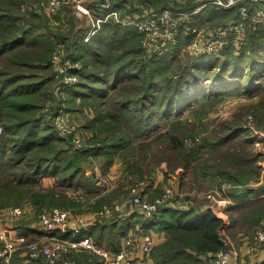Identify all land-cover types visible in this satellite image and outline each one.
<instances>
[{
  "label": "rangeland",
  "instance_id": "1",
  "mask_svg": "<svg viewBox=\"0 0 264 264\" xmlns=\"http://www.w3.org/2000/svg\"><path fill=\"white\" fill-rule=\"evenodd\" d=\"M110 1L111 5L134 14L142 10H139L140 5L156 10L169 8L174 12L191 10L176 0ZM58 2L59 6L52 10L50 0H0V14L8 15L0 18V24L13 22L19 31L29 29L30 33L24 38L33 42V45L15 46L0 56V94L3 101L7 106L14 103L15 100L9 104L12 99L36 105V111L32 112L45 116L47 128L54 125L53 116L61 115L69 130L67 133L59 132L58 146L67 148V154L66 159L60 162L58 173L35 175L30 166L31 156L19 157L4 142L6 137L17 136L20 131L3 133L1 122L3 124L5 114L1 113L0 144L4 145L0 153V214L9 207L24 204L30 205L36 212L53 206L83 215L93 211L97 214L92 226L96 232L90 231L87 235L93 237L96 243L116 250L112 248L117 247L118 235L124 229L122 226L133 219L127 218L123 223L126 219L123 215L119 216L120 213L99 215L98 211L114 201L131 197V187L141 181L147 184L141 193L148 200L159 196L163 186L171 182L173 188L180 190L171 198V205L177 209L211 207L215 215L222 219L220 234L231 248L235 245L234 241L242 236L237 234L238 228L250 237L264 221L259 220L264 217V66L256 75L258 83L255 87L247 88L246 83L248 74H252L258 63V56L264 57V32L258 31L257 38L252 40L249 36L253 31L249 32V29L244 48L229 46L226 51L212 55L203 65L187 68L188 73L190 69L200 74L195 86L189 89V94L197 87L202 90L201 95H196L195 103L192 102L177 115L157 118L158 123L150 131L130 127L129 136H126L105 128L111 118L107 114L115 112L113 101L141 95L149 78L150 98L159 103L172 85L182 82L179 73L188 63L189 53L182 47L174 50L171 57H155L141 46L133 28L106 23L88 42L90 50H93L87 53L83 49L80 54L82 45L86 44L80 36L90 28L91 23L86 14L79 11L77 2L84 6H92L93 3L88 0ZM187 4L190 6V3ZM228 9L232 8L223 9L225 11L211 9L202 17L198 14L197 22L204 31L224 25L237 13V8L233 11ZM11 32L15 30L0 32V40ZM59 44L64 48V59L71 64V73L77 69L86 72L94 67L106 73L111 66L122 62H127L132 68L138 65L142 71L123 79L115 88L113 85L107 88V95L89 96L81 91L70 92L71 83H64L63 75L57 74L51 62ZM221 71L225 79L213 80V74ZM204 73L206 76L202 77ZM73 75L76 76L75 82L80 80L79 75ZM233 77L237 79L232 89L212 91L229 83ZM33 81L37 83L34 89L26 87L24 92L18 90L14 98L7 96L15 86ZM143 103L144 106L134 103L125 111L131 116L144 114V107L150 106V102L147 99ZM1 111H4L3 107ZM130 122L133 123L132 120ZM127 125L121 121L118 129L122 130ZM87 146L101 149L97 154L84 156L80 149ZM110 146L115 149L107 153ZM70 154L75 156L72 161L68 160ZM45 176L54 178H51V185H44L42 179ZM252 190L256 191L248 194ZM100 193L105 195L96 197ZM94 198L97 199L93 203ZM126 210L136 219L140 216L137 213H141L129 205ZM158 214L161 215L160 212ZM31 216L9 223L16 225L20 234L38 238L42 229L34 214ZM115 218L120 222L117 223ZM0 220L7 221L1 216ZM97 235L102 239H98ZM164 236L166 238V231ZM83 250L85 252L78 253V258L84 257L86 264H96L98 256ZM65 258L74 264L69 256ZM9 264L47 263L41 256L31 258L25 247L19 246Z\"/></svg>",
  "mask_w": 264,
  "mask_h": 264
},
{
  "label": "built area",
  "instance_id": "2",
  "mask_svg": "<svg viewBox=\"0 0 264 264\" xmlns=\"http://www.w3.org/2000/svg\"><path fill=\"white\" fill-rule=\"evenodd\" d=\"M92 6H84L77 3V8L86 14L91 26L80 36L82 42H89L106 23H117L121 26L133 28L138 34L141 46L147 53L161 56L171 54L181 39H186L183 48L191 55H213L221 52L223 47L231 45L241 47L245 42L248 30L264 28V0H176L181 4H193L188 11L174 12L169 8L160 10L141 7L138 14L126 12L111 5L110 0H88ZM50 7L59 6L58 0H50ZM207 6H215L225 9L237 7L235 16L221 26L204 31L197 22L198 14ZM46 9V6H44ZM103 9V10H102ZM46 11V10H45ZM47 12V11H46ZM49 13V12H47ZM249 30V31H250ZM53 53L51 62L57 74L63 75L64 83H73L76 80L74 73L69 72L70 62L64 59V48L61 44ZM53 124L61 133H67V128L60 116H53ZM1 131V128H0ZM72 138H75L72 135ZM140 183V184H139ZM131 187V197L125 200L114 201L99 210V215H113L121 213L129 205L144 216L150 217L158 212V208L167 204L177 192L168 182L163 186L161 195L153 200L145 198L141 191L147 185L141 181ZM14 205L0 214L4 220H16L21 217H33L38 220L40 229L46 233L38 238L28 237L26 234L16 233L7 221L0 220V263L9 264L13 252L24 246L31 258L43 257L47 264H72L65 256L76 249H86L94 252L97 257L96 264H134L133 255L141 250L146 256H150L155 245L151 230L136 235L128 231L123 236L119 248L111 250L94 241L87 234L74 238L86 228L89 221H96L97 214H78L68 208L53 206L34 211L28 204ZM69 232L72 237H61L60 233ZM29 235V234H28ZM142 237L143 239L141 240ZM264 249V224L257 226L249 237L246 254H254ZM235 252L223 239V246L206 254V257L198 264H235Z\"/></svg>",
  "mask_w": 264,
  "mask_h": 264
},
{
  "label": "trees",
  "instance_id": "3",
  "mask_svg": "<svg viewBox=\"0 0 264 264\" xmlns=\"http://www.w3.org/2000/svg\"><path fill=\"white\" fill-rule=\"evenodd\" d=\"M189 9L194 7L193 4H189ZM118 7V6H115ZM119 8V7H118ZM163 8V7H162ZM236 6L232 9H228L227 11H233ZM186 9V8H184ZM215 10V9H214ZM223 10V9H221ZM225 11V10H223ZM231 13V12H229ZM1 17H8L7 14H0ZM12 18V16H10ZM13 21V20H11ZM116 24L110 22L109 25ZM117 25V24H116ZM0 28L4 29L0 32H8V30H15V32H11L8 36L0 40V56L7 51H10L13 47L18 45H33V42L30 39H26L27 34L30 33L29 29L19 31L17 25L13 22L8 24H0ZM262 28H255L250 30L253 33L250 34L249 38L256 39L257 32L263 31ZM249 31V32H250ZM97 35V34H96ZM2 37V36H1ZM93 39V38H92ZM186 39H181L179 44L176 46L175 50L181 49L185 43ZM90 42V41H89ZM86 44L82 45L83 49H86L87 53L92 51L90 50L91 45L88 42H84ZM252 43V42H251ZM259 43V41H258ZM246 45V41L241 45L240 48H244ZM229 45L223 47L221 51H226L225 48H229ZM47 52V51H46ZM79 52V51H78ZM171 54L161 55L155 57H171ZM214 55V54H213ZM212 55L202 54L198 56H194L189 54L188 63L183 66L182 72L179 73V77L182 78V82L179 84L172 85L171 89L166 91L163 95V100L161 99L159 103H156V100L150 98L151 93V86L150 80L148 78L146 87L144 92L141 95H137L133 98H124V99H117L114 100L112 103V108L115 110L113 114H107L111 118H109V122L106 125V129L109 132L116 133V134H124L129 136L128 131L131 128H142L148 129L150 131L153 129L156 124L158 123V119L162 116H172L177 115L182 110L186 109L191 103H195L196 95H201L202 91L201 88H198L195 91H192L189 94V89H191L197 83L200 74L196 71L190 70L193 65H203L208 59H211ZM114 58V56H111ZM222 55L220 56V58ZM50 59V58H49ZM258 63L255 65L254 70H252V74L249 73L247 79V88H252L257 85L258 81L256 75H258L259 71H261L262 67L264 66V57L258 56L257 58ZM50 61L47 60V64ZM189 73L187 68H189ZM186 68V69H185ZM185 69V70H184ZM137 71V72H136ZM142 70L140 67L134 66L131 67L130 64L127 62H122L117 66H111V69L108 72L103 73L101 72L99 67H94L89 71H82V69H77L74 72L75 75H79L80 80L69 84L68 91H81L86 93L89 96H102L107 95L106 91L107 88L113 87L122 81L123 79L131 78L135 75H138ZM251 75L253 78L251 79ZM17 76V74H16ZM202 77H205V73L201 74ZM178 77V78H179ZM179 78V79H180ZM213 80H224L225 76L224 73L216 72L212 76ZM217 78V79H216ZM178 79V80H179ZM236 77H233L229 81V83L222 85L221 88H215L212 91H220L224 88L232 89L235 85ZM15 80V79H13ZM177 80V79H175ZM34 82V81H33ZM9 85V84H6ZM37 83H24L15 86L9 93L8 97H13L14 94H18V90L25 91L26 87L33 88L36 87ZM34 86V87H33ZM4 88H6L4 86ZM40 88V86H39ZM115 88V87H114ZM209 91V89H208ZM230 91V90H228ZM233 91V90H232ZM6 97V96H5ZM150 102V106L144 107L146 108V112L144 114H139V116H135L134 114L131 116L125 110L130 107V105L136 103L138 105L142 104L145 100ZM0 115L2 113L4 117V122L1 125L3 126L2 132L3 133H17L16 131H20L17 136L6 137L5 143L9 146V149L12 150L14 153L18 154L19 157H24L25 155H30L29 160L31 161L30 166L32 170L35 171L36 174L48 175V174H56L58 173V167L60 162L66 157L67 148L58 146L57 141L60 140L59 131L56 127L51 126L47 128V120H45V116L42 114L34 113L32 111H36L37 106L34 104H24L19 99H12L10 100L9 104L14 101V103L10 106L3 101L2 94H0ZM3 107L4 111H1ZM154 107V108H150ZM29 110V112H23ZM23 112L22 114H20ZM106 115V116H107ZM15 117L19 120H15L12 118ZM122 117V118H121ZM133 121V123L130 122ZM124 122V124H128L124 127V129L119 130L120 123ZM51 129L50 131H47ZM2 134V133H1ZM122 143V142H117ZM4 145V143H2ZM0 144V153H1V146ZM101 147L98 148H91L89 146L80 149V153L84 156L90 154H97L100 151ZM114 151L115 148H108V151ZM70 158L68 160L74 159V155L70 154ZM21 158V160H22ZM87 159V158H86ZM21 160L19 162H21ZM18 162V163H19ZM260 187V186H259ZM175 188V187H174ZM178 188V187H176ZM259 189V188H258ZM177 193L180 190H176ZM256 190L249 191L248 194L254 193ZM176 193V194H177ZM162 194V193H161ZM160 194V195H161ZM175 194V195H176ZM240 194V193H239ZM238 194V195H239ZM174 195V196H175ZM237 195V197H238ZM172 196V197H174ZM171 200V199H170ZM161 213L158 216V213ZM138 221L142 224L143 227L145 226H155L156 229L159 231H166L167 236L164 241L159 244H155L152 247V250L149 255H151L155 264H198L200 263L206 254L209 252H214L220 249L223 246V237L220 234V229L222 226V219L215 215L213 209L211 207L206 208H194V207H187L182 209H177L174 205H171L169 201L167 204L162 205L158 208V212L150 217L144 216L142 213H137ZM117 218L114 220L116 221ZM127 221L124 220L123 223ZM117 223L120 222L118 219ZM114 224V223H113ZM127 223L122 226L125 228ZM88 232H94L95 229L91 226L88 227ZM96 232V231H95ZM121 233L125 232V229L120 230ZM98 239H102L100 236L97 235ZM96 240V239H95ZM97 241V240H96ZM112 247V246H111ZM118 247H114L112 249H117ZM145 261L147 260L148 256L144 254Z\"/></svg>",
  "mask_w": 264,
  "mask_h": 264
},
{
  "label": "crops",
  "instance_id": "4",
  "mask_svg": "<svg viewBox=\"0 0 264 264\" xmlns=\"http://www.w3.org/2000/svg\"><path fill=\"white\" fill-rule=\"evenodd\" d=\"M80 1V0H79ZM77 3H79V2H77ZM140 8H139V10L141 9V7H142V5H140L139 6ZM212 7V6H211ZM234 7V6H233ZM233 7H231V8H233ZM207 8H209V6H207V7H205L203 10H201V12H199L200 13V16L202 17V16H205V15H207L208 14V12L211 10V9H215V10H218L219 11V9H221V8H217V7H215V6H213L209 11L207 10ZM206 11H208L207 12V14H206ZM211 17V16H210ZM209 17V18H210ZM51 178H53V177H51ZM51 178H50V176H45L43 179H42V181H43V183H44V185L45 186H47V185H51L52 184V180H51ZM54 179V178H53ZM102 192H106L105 190H103ZM103 193H100L99 194V196H96V197H99L100 198V196H104V195H102ZM96 199L97 198H94V200H93V203L96 201ZM112 199H114L115 200V198H112ZM101 199H99V201H100ZM99 209V208H98ZM93 212V211H92ZM89 214H91V213H89ZM117 214H119V213H117ZM116 214V215H117ZM124 216V219H127V218H131V219H133V221H131V222H129L128 224H127V226H125V234L128 232V231H130V232H133V233H135L136 235H141V233L142 232H145V231H148V230H151L152 231V234H153V237H154V242H155V240L156 241H158V242H155V244H157V243H159L161 240H163L164 238H165V236H164V231H158V230H156V227L155 226H153V225H151V226H145V227H143L142 226V224L136 219V217H131V213L130 212H127V210L126 211H122L121 213H120V215L119 216ZM118 216V217H119ZM110 216H107V218H109ZM26 218H28V217H26ZM261 219H264V217H261L259 220H261ZM11 220L12 219H7V222L9 223V222H11ZM120 220V219H119ZM12 221H15V220H12ZM38 221V220H37ZM262 223L264 224V221H262ZM10 224V226L12 227V229L16 232V233H18V234H20L19 232H17L18 230L15 228L16 227V225H14V224H12V223H9ZM93 224H95V221H89L87 224H86V228L85 229H83L82 230V232H80V233H78L74 238H79V237H81L82 235H84V234H89V232H88V227L90 226H93ZM112 227H113V229H115L116 227L114 226V224L112 223ZM46 232L42 229V237L43 236H45L44 234H45ZM124 233H120L119 235H118V241L116 242L117 243V247L119 248V246H120V244L122 243V241H123V236H124ZM34 234V233H33ZM39 234V233H38ZM62 236H66V237H72V234H70L69 232H66V233H60ZM237 234L238 235H242V236H240L239 238H237L236 239V241H234L235 242V245H233V247H232V249H233V251L235 252V260L233 259L232 261L235 263V264H264V249H261V250H259L258 252H256V253H254V254H246V249H247V247H248V243H249V236L248 235H244L245 234V232L244 231H242V229H240V228H238L237 229ZM39 235H41V233L39 234ZM33 237H35V236H33ZM93 238V237H92ZM141 238V240L143 239L142 237H140ZM94 239V238H93ZM79 250H82V251H79ZM82 252H85L83 249H76V250H72V251H70V252H68V254L66 255V256H69L72 260V262L74 263V264H82V263H84V264H86V261H85V258L83 257V259H81V258H78V256L80 255V254H78V253H82ZM144 257V253L141 251V250H138L137 251V253L136 254H134L133 255V261H134V264H154V261H153V259L151 258V257H148L147 258V260L145 261V259L143 258ZM43 258V257H42ZM44 259V258H43ZM81 259V260H80ZM58 264V263H57Z\"/></svg>",
  "mask_w": 264,
  "mask_h": 264
}]
</instances>
